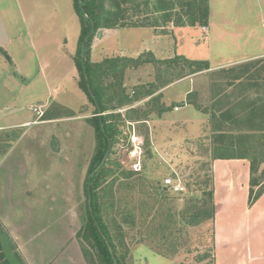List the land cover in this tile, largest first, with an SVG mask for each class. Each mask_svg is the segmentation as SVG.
<instances>
[{
  "label": "rangeland",
  "instance_id": "obj_1",
  "mask_svg": "<svg viewBox=\"0 0 264 264\" xmlns=\"http://www.w3.org/2000/svg\"><path fill=\"white\" fill-rule=\"evenodd\" d=\"M256 1L262 13L260 18L255 14L244 17V11L241 17L233 0L228 1L226 8L218 0L213 1L208 26L203 30L202 26L196 28L200 33L197 44L212 46L214 62L210 70L192 73L190 67L181 63L170 66L168 62L173 58L152 60V55L143 52L138 58L148 63L129 66L124 72L122 82L132 97L134 92H142V87L151 86L153 92H158L160 89L154 88L165 86V81L188 74L190 79H197L189 118L184 116L186 110L181 109L184 105L177 103L163 106L170 110L161 116L151 114L141 122L136 120H141L139 117L150 107L141 101L107 112L122 116L117 122L119 134L107 168L115 175L131 171L132 159L127 153L133 149L130 137L135 135L141 147L136 157H142V170L134 172L140 175L131 180L141 179L136 183L138 187L130 190L118 182L113 195L109 186L116 176L110 175L102 178L100 188L99 203L107 208L104 219L113 225V230L125 209L136 218L133 229L124 226L125 247L119 248L122 254L128 252V264L164 262L150 254L139 258L136 250L142 244L174 260V264H214L212 220L197 225H191L189 220L197 213L196 205L208 208L205 193L212 185L204 183L212 178L214 149L223 146L220 140L216 142L218 131L228 125L231 135L246 133L250 128L264 133V5ZM70 2L0 0V45L17 58L27 77H20L14 67L4 62L0 47V112L10 115L15 109L24 108V121L37 124L19 127L16 121L0 122V222L26 264H89L77 234L88 209L89 171L97 147L91 123L96 107L80 87L81 75L76 66L79 39L72 59L73 82L60 78L67 72L65 61L53 59L58 52H71L80 35L79 17ZM240 8L245 9L242 3ZM241 18L244 30L239 23ZM233 21L239 24L236 26ZM212 22L229 28L234 36H219L217 29L218 36H213ZM169 31L165 28L162 32ZM179 38L187 41L182 44L185 55L198 60L210 57L205 47L197 48L186 39H190V34L182 32ZM141 39L142 45L152 40L140 32L125 31L121 42L141 47ZM118 56L112 54L106 59ZM95 59L92 44L90 60L94 63ZM230 69L235 72H227ZM117 77L120 79L119 74ZM14 79H30L32 84L22 90ZM56 80L59 84L66 82L67 90L60 97L54 93L55 89L60 91ZM174 90L179 92L180 88ZM129 108H135L137 113L128 115ZM36 109L43 113L42 118L35 113ZM225 111L231 114L230 123L219 119ZM252 114L256 115L253 122L234 123V117ZM168 177L179 180L187 191L183 195L162 194L163 181ZM111 196L116 198L115 207L110 205Z\"/></svg>",
  "mask_w": 264,
  "mask_h": 264
},
{
  "label": "trees",
  "instance_id": "obj_2",
  "mask_svg": "<svg viewBox=\"0 0 264 264\" xmlns=\"http://www.w3.org/2000/svg\"><path fill=\"white\" fill-rule=\"evenodd\" d=\"M137 1L138 0H83L82 5H80L79 0H74V8L81 25L79 47L76 58V66L81 75L80 87L87 94L89 101L96 107L95 116L91 119V123L95 128L97 147L92 159L89 175L100 165L108 150L109 142L113 145L119 134L117 122L122 118L121 114H107V112L115 111L124 107H131L140 100L142 95L150 96L154 94L153 90H146L145 87H142L144 92H134L136 95L135 97H132L124 88L122 81L125 70L129 66L137 67L146 63L147 61L141 57L138 59L111 58L105 59L99 64L92 63L90 60L92 41L94 37L97 34H100L103 30L151 26L148 22L146 23L145 20L142 21L140 19L126 17L128 11H131L133 14L140 12L142 5L138 4ZM157 2L159 3L155 8L159 12H163V23L173 22L176 27H194L196 25L207 27L209 24V0H157ZM127 4H131L129 8H125ZM92 23L94 24V33L86 44L85 68L92 94L96 100L92 98L88 91L84 76V66L81 59V45L87 39L92 30ZM156 26H159L158 20ZM180 63L190 67L192 73L208 71L211 68L208 61H193L183 57H176L169 61V64L171 65ZM227 72H235V69H230ZM118 74L120 75V79H117ZM239 77L241 76H238L237 78ZM108 80L109 82H107ZM232 80L238 81L242 79ZM193 96H195V93L190 94V105H192ZM97 105L99 106V109H97ZM147 105L150 107L139 117L142 119L136 120V122L147 120L146 118L153 113H158L161 116L163 113L170 110L165 109L163 105H161V95L153 97ZM99 111L102 116H99ZM132 113H137L135 108H129L127 110L128 115ZM230 116V112L225 111L221 113L219 119L223 118L227 123H230L228 121ZM255 118V114H252V116L242 115L238 118L234 117V123H250L253 122ZM226 126L223 127L224 130L220 129L218 131L219 133L216 135V142H219L220 140L223 146L214 149L213 160L241 159L249 161L250 183L248 205L252 207L264 195V167L262 168V166H264V133L260 132L261 134H258L257 131L250 128L246 130L248 131L246 133L231 135V133H229L230 130H228L229 127ZM108 164L109 158L103 169L98 172L91 181L92 212L90 211L88 204L84 225L77 234V237L83 245L84 257L89 264H114L105 240L96 226V223H98L102 233L113 248L118 264H128V252L126 251L122 254L119 251L120 247H125V233L123 232V228L126 226L128 229H133L136 226L137 221L127 209H125V213L122 214L121 220L115 223L116 229L113 230V225L105 221V209L107 210V208L105 206L102 208L99 203L101 200V180L103 177L115 175V171H111L107 168ZM136 175L140 174L132 171H123L119 175H115V179H113L109 186L112 194L114 195V188L118 182L120 186L135 190L138 187V184H136L137 181L141 180L131 181ZM204 184L206 186L212 185L211 190L205 193L207 201L204 202L208 205V208L203 209L196 205L195 210L197 213L190 217L189 220L191 225H197L204 220H214L215 217L213 176ZM166 193L167 192L164 188H162V194ZM110 205L112 207L116 206L115 196H111ZM0 264H26L1 222Z\"/></svg>",
  "mask_w": 264,
  "mask_h": 264
},
{
  "label": "crops",
  "instance_id": "obj_3",
  "mask_svg": "<svg viewBox=\"0 0 264 264\" xmlns=\"http://www.w3.org/2000/svg\"><path fill=\"white\" fill-rule=\"evenodd\" d=\"M213 1L214 0H209L210 19L212 17L211 8L213 5ZM218 1L223 5L224 8H226L227 3L230 0ZM233 1H235V3L237 4V8H239V14L241 15V17L243 15V11L245 12V16L243 15L244 17L250 18V15L253 16L255 14L258 18H260V16L262 15L261 11L259 10L260 8L256 7V0ZM259 1L261 6L264 5V0ZM159 2H157V0H138L137 3L142 5L140 8V12L133 14L131 11H128L126 15L127 18H135L142 21L145 20V22H148L151 26L103 30L101 36L95 37L92 41L93 55L96 58L94 63H101L102 61H104V59L112 57V54L118 56L120 53L122 54V56H118L120 58L137 59L139 56H141V54H144L143 52H146L153 56L152 60H161L164 58L175 59L176 57H183L188 60L208 61L212 65V62L214 61L211 54V44V47L209 48L208 43L198 45V42L196 41V37L200 34L196 31V28L201 27H176L174 26L173 22L163 23V12H159L155 8ZM70 3L73 4L74 7L73 0H71ZM240 3H242L243 8H245L244 10L240 8ZM130 5L131 4H127L125 8H129ZM73 14L75 15L74 12ZM157 20L159 22V26H156ZM241 20L242 18L239 20L240 26L243 24ZM239 23L238 21H233V24L236 26ZM216 25L217 24L212 22L213 27L211 30L213 36H218L215 34L216 29L221 33L219 34V36H234L230 34L231 31L229 28L221 27V25L219 24V26ZM244 26L246 28L248 27L245 24ZM165 28H169L170 31L167 33L162 32ZM243 28L244 27L241 26V30ZM201 29L203 30L204 27H202ZM125 31L140 32L141 34L145 35L146 38H151L152 40L151 42L147 41L142 45L143 39H141V47H130L124 42H121L122 36L125 34ZM182 32L190 34V39H186L193 42L197 46V48L205 47L208 50V55L210 54V57L208 56L209 58L207 60H198L185 55L182 52V44L184 42L187 43V41L185 40L183 42V40L179 38ZM248 32L249 35L253 34V30L250 29V27L248 28ZM171 33H173L174 35H171ZM79 36L76 39L74 48L71 52L65 51V53H63L61 51L55 54V57L53 58L54 60L62 59L63 61H65L64 68H66L67 72H63V75L60 78L63 77V79L65 80L70 79L72 80L71 82H73L74 78H72V75L74 76V64L72 59L74 53L77 50ZM174 41H176L175 47ZM159 46L161 47L159 48ZM0 47L2 48V52L4 53L3 55H1L4 62L6 64L9 63L11 67H14L15 73L17 75L27 78L25 76V73L23 72L24 70H22L21 64H19V62L17 61V58L14 55H11L4 46L0 45ZM62 53L64 55H62ZM45 60L47 59L45 58ZM14 80L16 84H19L22 90H27L32 84V81L30 82V79H22L24 80V82H21L19 79ZM44 80L49 81L53 79ZM196 80L197 79H190L189 74L175 81L167 80L165 81L167 84L165 85L164 83L165 86H163L162 84L158 88H154L160 89L158 90V92H153L154 94L150 96L142 95L139 101H141L142 104H147L153 97L161 95V105L167 108L172 103L182 104L184 105V107H182L181 109L186 110L184 116L189 118L190 107H192L190 105V94L194 93L196 90ZM65 83L63 82L59 84L56 80V88H60V91L55 89L54 93H58L59 97L62 93H64V91L66 92L67 90ZM145 88L146 90H153V87L151 86ZM176 88H180V91L176 92V90H174ZM142 92H144V89L142 90ZM49 96L50 93L48 94V97ZM144 100L145 102H142ZM39 107L40 106H38V108ZM23 109L24 108H17L10 115H5V113L0 112V122L2 121L3 123L8 122L14 124L16 121L15 125L19 127H23V125H37L36 122L34 123V121H24L27 116L22 113V111H24ZM212 176L214 183L215 204V217L214 220H212V225L214 228V264H264V195L252 207L248 205L250 183L249 161L241 159L214 160L212 162ZM136 252L139 253V258L141 259L150 254L154 257H157L158 259H162L164 262L161 264H174L175 262L172 259L152 252L147 246H144L143 244L137 247ZM146 262L149 263L148 258L146 259Z\"/></svg>",
  "mask_w": 264,
  "mask_h": 264
},
{
  "label": "water",
  "instance_id": "obj_4",
  "mask_svg": "<svg viewBox=\"0 0 264 264\" xmlns=\"http://www.w3.org/2000/svg\"><path fill=\"white\" fill-rule=\"evenodd\" d=\"M82 1L83 0H79V4L80 5H82ZM92 26H93V28H92L89 36L87 37V39L81 45V59H82L83 66H84V76H85V80H86V83H87L88 91H89L90 95L92 96V98L94 100H96V98L92 94V90H91V87H90V84H89V80H88V75L86 73V68H85L86 44H87V42L89 41V39L91 38V36L94 33V24L93 23H92ZM99 36H101V33L99 34ZM97 109H99V106L98 105H97ZM99 116H102V114L100 113V111H99ZM111 150H112V144H111V142H109L108 150H107L106 154L104 155V157H103L100 165L89 176V183H88V204H89V207H90V211L91 212H92V194H91V186H92V183H91V181H92L93 177L98 172H100L103 169V167L106 165L107 160H108V158L110 156ZM96 226H97L100 234L102 235L103 239L105 240V243H106V245L108 247V250H109V252L111 254V257H112V260H113L114 264H118V261H117L115 255H114L113 248L111 247L109 241L107 240V238L105 237V235L102 233V230H101V228H100V226H99L98 223H96Z\"/></svg>",
  "mask_w": 264,
  "mask_h": 264
},
{
  "label": "built area",
  "instance_id": "obj_5",
  "mask_svg": "<svg viewBox=\"0 0 264 264\" xmlns=\"http://www.w3.org/2000/svg\"><path fill=\"white\" fill-rule=\"evenodd\" d=\"M35 113H37L40 116V118L43 117V113H41L38 109L35 110ZM137 141L138 138L135 135H133V137L131 136L129 139V144L133 148V149L130 148V150L128 151L129 153L128 156L129 158L132 159V163L130 165V170L132 172H141L142 170V165H141L142 157L140 154L138 157H136L138 155L137 153H139L138 149H141V147L139 146L140 142ZM163 188L166 192L172 195H183L187 191L185 185H183L179 180L177 181L172 177H168L163 181Z\"/></svg>",
  "mask_w": 264,
  "mask_h": 264
}]
</instances>
